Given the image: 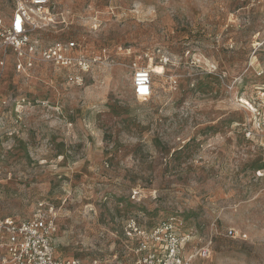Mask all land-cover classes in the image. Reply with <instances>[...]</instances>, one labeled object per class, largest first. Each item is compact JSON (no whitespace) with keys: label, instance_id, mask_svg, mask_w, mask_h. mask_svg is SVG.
I'll return each mask as SVG.
<instances>
[{"label":"rangeland","instance_id":"rangeland-1","mask_svg":"<svg viewBox=\"0 0 264 264\" xmlns=\"http://www.w3.org/2000/svg\"><path fill=\"white\" fill-rule=\"evenodd\" d=\"M14 7L0 0L7 17ZM53 12L37 35L77 40L104 63L78 85L8 55L0 215L51 203L56 255L125 260L137 248L129 217L150 228L177 216L192 264H264V0H54ZM138 66L152 70L146 100Z\"/></svg>","mask_w":264,"mask_h":264},{"label":"built area","instance_id":"built-area-1","mask_svg":"<svg viewBox=\"0 0 264 264\" xmlns=\"http://www.w3.org/2000/svg\"><path fill=\"white\" fill-rule=\"evenodd\" d=\"M14 1L11 16L0 13V71L6 66L8 55L15 53L18 70H25L35 62H46L65 68L68 82L79 85L104 63L100 51L95 52L77 40L46 41L37 35L55 21L54 0ZM133 86L139 100L151 97L150 67H136ZM254 112L264 145V103L256 106ZM182 226V219L177 216L168 217L150 228L142 226L135 217H129L126 231L137 244L133 259L118 256L110 259L67 258L56 255V207L40 202L27 219L0 215V264H192L193 256L184 252L186 236ZM209 254V249L203 248L199 252L202 257Z\"/></svg>","mask_w":264,"mask_h":264},{"label":"bare ground","instance_id":"bare-ground-1","mask_svg":"<svg viewBox=\"0 0 264 264\" xmlns=\"http://www.w3.org/2000/svg\"><path fill=\"white\" fill-rule=\"evenodd\" d=\"M157 68L160 70L162 67L161 66H158Z\"/></svg>","mask_w":264,"mask_h":264}]
</instances>
